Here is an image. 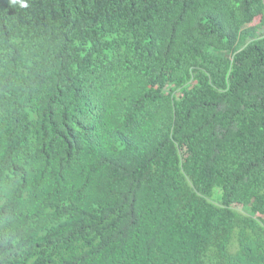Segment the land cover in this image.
Wrapping results in <instances>:
<instances>
[{
	"label": "trees",
	"instance_id": "trees-1",
	"mask_svg": "<svg viewBox=\"0 0 264 264\" xmlns=\"http://www.w3.org/2000/svg\"><path fill=\"white\" fill-rule=\"evenodd\" d=\"M0 264H264V0H0Z\"/></svg>",
	"mask_w": 264,
	"mask_h": 264
},
{
	"label": "rangeland",
	"instance_id": "rangeland-1",
	"mask_svg": "<svg viewBox=\"0 0 264 264\" xmlns=\"http://www.w3.org/2000/svg\"><path fill=\"white\" fill-rule=\"evenodd\" d=\"M261 20H262V17L261 16H259V17H257L256 19H255V21H254V25H256V24H258V23H260L261 22Z\"/></svg>",
	"mask_w": 264,
	"mask_h": 264
}]
</instances>
